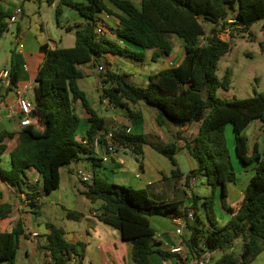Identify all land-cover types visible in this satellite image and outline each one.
I'll return each mask as SVG.
<instances>
[{"label": "trees", "instance_id": "obj_1", "mask_svg": "<svg viewBox=\"0 0 264 264\" xmlns=\"http://www.w3.org/2000/svg\"><path fill=\"white\" fill-rule=\"evenodd\" d=\"M60 0L74 9L82 22L67 26L74 31V45L69 48L41 47L44 58L40 64L34 86V117L37 122L20 128L15 147L9 153L10 168L0 167V179L17 189L26 190L30 210L39 215L38 197L58 188L60 169L82 155H89L94 162V142L105 145L106 121L91 107L86 94L77 81L85 76L80 66L91 64L101 79L100 91L107 102L126 110L131 121L142 116L130 105L143 103L155 112L159 128L187 124L192 130L186 134L177 131L173 141L160 144L148 141L143 134H133L124 129L113 131V140L120 148L128 149L138 157L148 144L167 158L179 173L175 155L178 141L196 161L197 167L187 175L188 179L202 175L210 188L205 197L193 195L191 208H181V202L153 199L145 189L117 184L94 172L90 182L81 181L82 194L91 202L100 201L97 218L117 229L124 240L131 244V259L135 264H157L153 254L164 261L174 254L153 249L156 231L150 218L187 217L193 209V219H186L188 238L184 241L187 257H200L207 252L212 256L210 264H250L264 250V147L259 151L255 144L248 154L247 138L242 135L252 121L259 120L264 143V94L258 93L242 99L222 100L216 96L218 89H228V74L219 79L216 71L220 58L229 51V42L222 40L230 24L241 25L237 32H246L258 22L264 21V0H140L137 7L131 0H107L118 11L114 13L103 0ZM59 8V7H58ZM57 14H60L59 9ZM105 13L118 20L115 35L111 39L96 32L97 14ZM8 14L0 9V39L8 30ZM212 25L206 32L204 23ZM230 39L234 36L229 29ZM264 31V24H263ZM182 39L185 55L180 64L161 69L150 75L146 87L129 83L127 74L109 68L107 54L125 57L136 62L146 59L155 62L173 52L171 36ZM202 39V42L200 40ZM123 41L126 44H121ZM101 67L102 70L98 71ZM18 75L10 62V79L5 91L16 88ZM79 102L88 115L89 127L85 138H76L81 119L76 113ZM227 124L232 127L235 155L241 165L255 164L237 209L227 203V185L235 182V172L224 136ZM0 155L6 150L1 143ZM85 141V142H84ZM33 168L41 179V189L31 182L26 170ZM2 192L0 191V199ZM219 199L222 209L230 219L220 225L215 214V202ZM202 207L207 219L198 216ZM11 211L9 203L0 204V219ZM69 219L79 220L82 214L67 211ZM49 233L43 249L50 261L47 264H69L79 254L81 243H70L64 238L62 227L46 223ZM24 229L17 221L9 232H0V263L15 264L19 238ZM240 242V251H234V242ZM167 264V263H162ZM178 264H191L188 258Z\"/></svg>", "mask_w": 264, "mask_h": 264}, {"label": "crops", "instance_id": "obj_2", "mask_svg": "<svg viewBox=\"0 0 264 264\" xmlns=\"http://www.w3.org/2000/svg\"><path fill=\"white\" fill-rule=\"evenodd\" d=\"M75 1L86 3L85 0ZM103 1L110 10L119 14V11L111 3L107 0ZM131 1L137 7L139 6L140 0ZM52 5H55L54 1H52ZM15 8H17V6L12 5L6 9L0 3V9L5 11L8 15ZM75 15L76 14H74L73 22L67 24L66 27L83 21L81 16L76 17ZM16 23L17 26L15 29H12L10 33L13 48L10 46L7 47L6 52L7 58H11L10 62L12 60L14 64L15 71L18 75V82L16 88L12 91L6 92L5 88L0 87V134H10L7 136L5 135L1 140V143L7 147L3 154L0 155V167L4 169L10 168L9 153L17 143L18 132L21 128L18 122L19 115L16 110V92L17 90H24L27 98L33 103V100L28 97V93L31 91L34 97L33 90L36 83L35 77L44 58V53L42 52L41 47L43 45H46L49 48L58 47V44L52 40L49 43L45 42L38 45L37 48L32 49L29 46L28 41L23 43L24 37L19 25V20ZM97 26L102 27L103 35L105 37L118 39L115 35L118 20L114 16H108L105 13L97 14ZM236 28L240 29L241 25H236ZM225 31H228L227 35H229L230 30L227 28ZM16 35L20 37V42L23 44L22 48L18 47L15 37ZM119 42L121 44H126L123 41ZM177 42L179 43V46L176 49L173 48V52L169 57L159 58L155 61L156 65H150L153 61L145 59L143 62L139 63L146 66L140 68L132 66L134 73L143 77L144 80L147 81V78L150 75L159 70L180 64L184 58L185 51L182 39L177 40ZM105 59L106 62L109 63L110 69L125 73L128 78L130 73L119 67L121 58L107 54ZM23 66H25L26 69H24ZM80 69L86 76L93 74L95 77L97 97L95 98L94 103L91 104L87 94L83 90L82 91L86 94V97L95 112L105 119L107 132L124 129L133 134H143L147 137L148 141L155 143L160 142V144L172 142L173 134L178 130L183 131L186 134L190 133L191 128L187 124L180 127L169 126L165 129L159 128L155 121L154 110L141 105L140 103L130 105V108L140 111L142 116L133 121L129 120L126 117V110L109 104L106 98L102 95L100 89H98L96 81L98 72L96 68H92L91 64H86L80 66ZM6 70L10 71V68ZM91 70L93 73H91ZM75 110L81 119L80 125L76 131V138L83 140L85 138L86 130L89 127L88 115L85 113L79 102L75 104ZM34 122H37V117L34 118ZM255 144L258 145V143L254 141L248 146V154H251V150ZM178 146L179 149L175 155V160L179 173L175 175L171 173L174 167L171 165L170 161L156 152L148 144L143 146L141 157H138L130 150L123 148H118L116 155H109L106 153L105 148L100 146L94 150L93 155L97 159L96 162L93 163L89 158V155H82L79 160L72 161L60 169V183L58 188L52 190L46 195L38 197L37 199L39 205L38 216H36L28 206L26 190L17 189L0 179V191L2 192L0 204L9 203L11 205V211L8 216L0 219V232L11 231L17 221H21L24 229L23 235L19 238V249L15 264H47L50 261L47 251L43 249L46 242V235L49 233L46 223H52L58 226L56 224L57 219L53 214L59 215V213L61 215L62 224L65 222H75L74 227H70L68 230H65L63 226L59 225V227H62L64 230L65 240L70 243L83 244V246L78 248L79 254L73 257L70 263L135 264L131 259L130 242L124 240L117 229L101 222L96 217L99 213L101 202L96 201L95 203H91L82 194L83 188L80 189L77 185V181L81 183V178L77 176V172L81 171L85 175L91 176V179L94 172H96L100 177L105 178L108 181L128 185L137 189H145L155 200L181 202L182 209L191 208L193 195H196L194 193V188L197 176L188 179L187 175L197 167V163L184 147V141H178ZM259 151L261 150L259 149ZM132 154L135 156H131ZM3 155L6 156L7 159L5 166L1 165V157ZM83 158L89 161L91 170L85 171L79 167L80 161H82ZM240 167L241 168H238L237 166V169L234 171L235 182L227 185V203L233 209H237L240 202L243 200L244 190L254 173L253 169L255 164L247 166L241 165ZM26 173L29 180L33 183L36 182L38 188L41 189L39 173L33 168L27 169ZM240 177H242L241 180L239 179ZM91 179L87 182H90ZM200 197L204 196L200 195ZM216 204H218L217 199L215 205ZM191 210L193 211V209ZM67 211L79 212L82 214V217L79 220L69 219L66 216ZM219 218V224L223 225L230 219V215L226 213L224 215H219ZM150 224L156 231L155 245L153 249L171 252L170 250L172 248L178 246L181 241L184 243L189 236V232L185 228L182 236L178 237L175 234L176 224L173 221V218L169 216L151 217ZM215 255L218 256L214 253V256ZM185 257H187V250L184 243L183 252L180 255L174 254L171 258L164 261L159 255L153 254L151 260L157 264H178L179 259L184 260ZM250 264H264V250Z\"/></svg>", "mask_w": 264, "mask_h": 264}, {"label": "rangeland", "instance_id": "obj_3", "mask_svg": "<svg viewBox=\"0 0 264 264\" xmlns=\"http://www.w3.org/2000/svg\"><path fill=\"white\" fill-rule=\"evenodd\" d=\"M52 1L55 2L54 6L52 5ZM0 3L6 9L7 7H10L12 5H16L17 7H20L22 9L23 15L19 19V25L24 37L23 43L28 41L29 46L32 49L37 48L38 45H41L45 42L49 43L52 40L55 41L60 48H69L74 45V32H68L66 30V25L73 22L74 14H76V17H79L80 15L75 10L70 9L68 6L60 4V0H0ZM57 8L59 9L60 14H57ZM263 24L264 21L255 23L246 32H237V30L239 29L236 28V25L230 24L229 26H227V28L232 30L234 36L230 39V35H227L228 31H225V33H222L220 35L222 40L229 42L230 48L229 51L218 61L216 74L219 79H222L225 74H228L230 83L228 89L220 88L217 90L216 96L218 98L229 101L233 99L252 97L258 93L264 94ZM16 26V22L9 23L8 30L0 39V72L2 70L10 68L11 58H7L6 51L7 47L9 46L13 48V43L11 42L12 37L10 36V33L12 29H15ZM211 27L212 25L210 23H204V29L206 32H208ZM172 36L170 39L174 44V49H176L179 46L177 40H179L180 38L175 35ZM200 42H202V39L200 40ZM151 52V50H148L146 52V59H150ZM119 58H121L119 67L130 73L126 80L133 85L146 87L147 84L144 78L134 73V70L132 68V66H137L140 68L146 65H142L139 62H136L129 58ZM150 65L156 64L155 62H152ZM91 73H93L92 70ZM77 84L78 87L87 94L90 103H94L95 98L97 97L94 75H85L83 78L77 81ZM98 89L100 88L98 87ZM28 97L32 100L34 99L31 91L28 93ZM140 104L146 106L143 103ZM242 135L247 138L248 146H250L255 141L258 143L259 149L261 151L263 150L264 143L259 120L252 121L250 125L246 129H244ZM224 136L228 146L229 154L231 156V162L235 171V169H237V166L238 168H241V164L239 163L235 155L234 135L230 124H227L225 126ZM131 156L135 155L132 154ZM6 161V156L3 155L1 157V165L5 166ZM234 165L236 166V168ZM79 167L85 171L91 170L89 161L85 158L80 161ZM241 178L242 177H240L239 179L241 180ZM77 185L80 189L83 188L82 183H80L79 181H77ZM194 193L197 196L202 195L204 197L210 194L209 186L207 185L204 176L197 175ZM217 200L218 204L215 205V214L218 222L220 223L219 215H224L226 213L222 209L219 199ZM197 214L203 222L207 223L204 210L202 207H200V205L198 207ZM53 216L57 219L56 224L58 226H63L65 230L70 229V227H74V221L65 222L64 224H62L60 213L59 215L53 214ZM234 251L236 253H239L240 251V242L238 240L234 242Z\"/></svg>", "mask_w": 264, "mask_h": 264}, {"label": "built area", "instance_id": "obj_4", "mask_svg": "<svg viewBox=\"0 0 264 264\" xmlns=\"http://www.w3.org/2000/svg\"><path fill=\"white\" fill-rule=\"evenodd\" d=\"M23 15L22 9L20 7H17L15 9H13V11L8 15V17L6 18V21L8 23H15L18 22V20L21 18V16ZM96 32L100 35L103 34V29L101 26H97L96 28ZM16 37V42L18 43V47L22 48L23 44L20 42V37L19 36H15ZM24 69H26L25 66H23ZM102 68L99 67L98 71H101ZM10 79V71L9 70H2L0 72V87L1 88H6L8 85ZM97 86L99 88H101V79L99 77H97ZM17 97H16V110L18 112L19 118H18V122H19V126L25 127L28 126L30 124H32L34 122V104L27 98L25 91L24 90H17L16 92ZM105 145L103 146L105 148L106 153H108L109 155H116V152L118 150V148H120L118 146V144L113 140V132H107L105 137ZM100 146L97 144V141L95 140L94 142V148L97 149ZM77 176L80 177L82 179V181H89L91 179V176L89 175H85L83 172L78 171L77 172ZM193 211L189 210L187 217L185 218L184 216H178L176 218H173V221L176 224V228H175V234L178 237L182 236L183 230L186 228V219L192 220L193 219ZM183 242L181 241L179 243L178 246L172 248L170 251L173 254L176 255H180L183 252ZM214 255L213 252H207L205 254H203L200 257H189V262L191 264H210L211 258ZM188 257H185V259ZM73 259V258H72Z\"/></svg>", "mask_w": 264, "mask_h": 264}]
</instances>
